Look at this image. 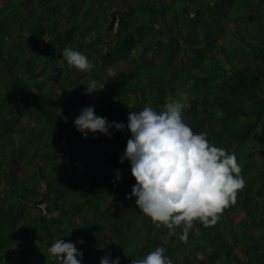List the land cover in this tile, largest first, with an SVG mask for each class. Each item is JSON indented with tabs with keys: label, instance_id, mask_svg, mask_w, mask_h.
I'll return each mask as SVG.
<instances>
[{
	"label": "trees",
	"instance_id": "1",
	"mask_svg": "<svg viewBox=\"0 0 264 264\" xmlns=\"http://www.w3.org/2000/svg\"><path fill=\"white\" fill-rule=\"evenodd\" d=\"M65 47L93 70L69 66ZM174 101L245 182L186 241L127 198L136 181L120 163L129 112ZM89 106L125 129L85 139L74 120ZM57 239L81 264L157 247L171 264H264V0H0V264H58Z\"/></svg>",
	"mask_w": 264,
	"mask_h": 264
},
{
	"label": "clouds",
	"instance_id": "2",
	"mask_svg": "<svg viewBox=\"0 0 264 264\" xmlns=\"http://www.w3.org/2000/svg\"><path fill=\"white\" fill-rule=\"evenodd\" d=\"M62 57L79 71L91 72L94 68L84 54L71 48L65 47ZM97 91V82L92 80L86 94ZM185 107V103L174 101L166 103L160 112L150 105L139 112H129L127 129L131 138L120 163L130 162L136 181L127 198L135 197L137 207L157 227L169 229L170 235L175 228L183 227L181 238L186 241L195 221L206 227L214 225L224 208L235 203L237 191L245 182L234 154L210 144L206 133L194 134L185 123ZM74 124L85 139L89 132L111 138L110 129H125L123 123L95 115L94 106L81 109ZM116 177L121 179L119 170ZM48 252L58 264H81L83 258L82 250L64 239L55 240ZM100 264H120V258L113 260L106 255ZM131 264H171V260L163 247H157Z\"/></svg>",
	"mask_w": 264,
	"mask_h": 264
},
{
	"label": "rangeland",
	"instance_id": "3",
	"mask_svg": "<svg viewBox=\"0 0 264 264\" xmlns=\"http://www.w3.org/2000/svg\"><path fill=\"white\" fill-rule=\"evenodd\" d=\"M107 35L110 37V34L109 33H107ZM63 143L65 145V142H63ZM60 151H62V150H60ZM43 208L45 209V204H43Z\"/></svg>",
	"mask_w": 264,
	"mask_h": 264
}]
</instances>
